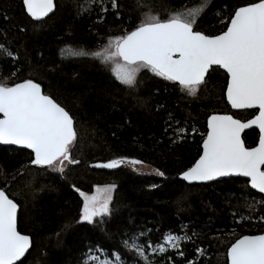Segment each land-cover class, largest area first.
Segmentation results:
<instances>
[{
  "label": "trees",
  "instance_id": "1",
  "mask_svg": "<svg viewBox=\"0 0 264 264\" xmlns=\"http://www.w3.org/2000/svg\"><path fill=\"white\" fill-rule=\"evenodd\" d=\"M256 1L210 0L196 30L219 34L237 7ZM54 2L53 13L37 21L23 0H0V44L15 57L0 50V82L40 83L73 117L77 139L71 157L79 161L66 162L61 174L32 165L27 149L0 144V188L18 204L17 228L31 238L29 251L16 264H84L90 249L109 255L116 251L128 264H145L123 244L145 229L150 230L145 241L154 243L169 231L191 237L180 244L183 256L167 250L155 255L157 262L228 264L232 242L264 230V196L240 177L199 184L178 178L199 156L211 113L228 112L242 120L256 113L231 110L226 73L212 67L196 95H189L177 82L148 69H141L136 85L129 87L99 59L60 54L66 45L95 51L109 36L132 30L145 13L164 19L169 11L204 0H118L119 15L110 0H98L90 14L81 12L83 0ZM257 138L255 129L243 135L248 147ZM116 157L137 158L156 171L136 172L125 164L90 166ZM104 184L116 185L110 213L92 223L80 221L83 200L76 189L91 193Z\"/></svg>",
  "mask_w": 264,
  "mask_h": 264
},
{
  "label": "snow or ice",
  "instance_id": "2",
  "mask_svg": "<svg viewBox=\"0 0 264 264\" xmlns=\"http://www.w3.org/2000/svg\"><path fill=\"white\" fill-rule=\"evenodd\" d=\"M97 3L98 0H83L80 10L90 14ZM208 3L210 0L192 6L182 5L169 11L164 19L158 14L145 13L132 30L125 29L122 35L109 36L107 44L97 51L66 45L60 54L92 57L105 65L111 62L115 78L129 87L136 85L141 69H148L156 76L178 82L189 95H196L211 66L224 69L228 77L227 100L232 108L258 106V115L247 123L228 114L211 115L207 136L203 139V153L181 176L186 181H210L239 174L249 178L253 189L264 193V0L237 7L228 18L226 30L217 35L205 34L195 27ZM23 5L27 14L37 21H42L56 8L54 0H23ZM110 5L119 15L118 0H110ZM100 10L107 12L103 7ZM0 50L6 57L15 59L3 44ZM250 125L259 128L255 147H246L241 139L242 130ZM76 139L73 117L42 91L40 83L33 79L14 84L0 82V142L26 146L34 157L30 160L32 165L46 166L62 174L65 162L79 163L71 157ZM128 162L142 163L135 159ZM124 163L125 159L120 158L96 167L114 169ZM115 187L114 184L97 187L91 195L77 188L83 197L80 221L92 223L94 217L109 214ZM17 210V203L0 188V264H15L30 246V237L17 230ZM149 231L133 233L123 241L126 250L135 252L145 264H152L146 249L164 253L172 248L183 256L180 244L191 239L186 233L169 231L161 241L154 243L148 238L145 243ZM100 251L102 259L99 256L89 259L96 264H128L119 252L109 255ZM227 256L230 264H264V234L242 236L231 245ZM189 264L194 262L189 261Z\"/></svg>",
  "mask_w": 264,
  "mask_h": 264
},
{
  "label": "water",
  "instance_id": "3",
  "mask_svg": "<svg viewBox=\"0 0 264 264\" xmlns=\"http://www.w3.org/2000/svg\"><path fill=\"white\" fill-rule=\"evenodd\" d=\"M256 2H258V1H256ZM242 6H243V5H242ZM239 7H240V6H239ZM25 10H26V9H25ZM51 14H52V13H49L48 16H50ZM48 16H47V17H48ZM44 18H46V17H44ZM44 18H42V19H44ZM33 19H34V18H33ZM225 30H226V29H225ZM219 34H220V33H219ZM216 35H217V34H216ZM212 67H218V68H220L219 66H216V65L211 66V68H212ZM211 68L209 69V71L211 70ZM220 69L226 73V71H225L224 69H222V68H220ZM207 74H208V72L205 74V77H206ZM226 75H227V73H226ZM227 79H228V77H227ZM20 82H22V81H20ZM17 83H18V82H17ZM177 83H178V82H177ZM226 89H227V83H226V87H225V99H226V102L228 103V105L230 106L231 110H234V111H237V110H255L256 113H255L253 116H251V117H249V118H247V119H245V120H242V119H240V118H237V117L233 116L231 113H228V112H227V113H220V112L211 113V114L207 117V119H206V134H205L204 138H206V136H207V131H208V125H207V122H208V118H209L211 115H213V114H221V115H223V114H228V115H232L234 119H238V120H240L242 123H247L248 120L253 119L256 115H258V112H259L258 106H255V107H253V108L233 109L232 106H231V104H230V103L228 102V100H227ZM42 91H43V89H42ZM47 95H48V94H47ZM62 107H63V106H62ZM65 110H66V109H65ZM66 111H67V110H66ZM73 121H74V120H73ZM74 129H75V128H74ZM252 129L257 130V132H258V138H257V141H256L255 145L250 146V147H255V146L257 145L258 141H259V135H260V133H259V128H258L257 125H250L248 128L243 129L242 132H241V139L243 140V135H244V133H245L246 131H249V130H252ZM204 138H203V139H204ZM243 141H244V140H243ZM244 143H245V142H244ZM0 144H1V145H5V146H14V147H16V148L27 149L26 146H22V145H14V144H10V143L5 144V143H3V142H0ZM245 146H246V145H245ZM246 147H248V146H246ZM27 150H29V151L32 153V151H31L30 149H27ZM202 153H203V140H202V142H201V152H200V154H199V156L197 157L196 160L199 159V157H200V155H202ZM32 155H33V154H32ZM33 158H34V157H33ZM120 158H124V159H125V162H128V161L133 160V159H135V160H139V159H137V158L116 157V158L109 159V160H107V161L92 163V164H90V166H91V167H96L97 164L107 163V162L110 161V160H113V159H120ZM196 160L193 162V164L196 162ZM139 161H140V160H139ZM193 164H192V165H193ZM121 165H123V164H121ZM121 165H119V166H121ZM192 165H191V166H192ZM119 166H118V167H119ZM191 166H189V167H191ZM189 167H188V168H189ZM96 168L108 169V168H103V167H96ZM188 168H186L184 171H186ZM184 171H182V172H184ZM182 172H181V173H182ZM181 173L178 175V178L181 179V180H183V181H185L187 184L210 183V182L216 181V180L221 179V178L240 177V178H244V179H246V180L248 181V185L250 186V188H252V187H251V184H250V182H249V178L244 177V176L239 175V174H233V175L225 176V177H218V178H216V179H214V180H210V181H186V180H184L183 177L181 176ZM3 189H4V188H3ZM252 189H253V188H252ZM253 190L256 191V192H258V190H256V189H253ZM4 191H5V190H4ZM258 193H259V192H258ZM260 194H262V195L264 196V193H260ZM9 198H10V197H9ZM10 199H12V198H10ZM17 205H18V204H17ZM18 210H19V206H18ZM18 210H17V215H18ZM17 230H18V228H17ZM18 231H19V230H18ZM21 234H23V233H21ZM258 234H264V230H263L262 232H259V233H256V234H244V235H242V236H245V235H258ZM24 235H27V234H24ZM28 236H29V235H28ZM242 236L238 237L237 239L241 238ZM29 237H30V236H29ZM237 239H236V240H237ZM236 240L230 244V246L228 247V249L231 247V245H232L233 243L236 242ZM30 247H31V238H30V246H29V249H30ZM29 249L26 251V253L29 251ZM228 249H227V252H228ZM26 253H25V255H26ZM25 255H24V256H25ZM24 256L21 257L18 261H16L15 264H16L17 262H19L20 260H22V259L24 258ZM227 261H228V264H230V261H229V259H228V256H227Z\"/></svg>",
  "mask_w": 264,
  "mask_h": 264
},
{
  "label": "rangeland",
  "instance_id": "4",
  "mask_svg": "<svg viewBox=\"0 0 264 264\" xmlns=\"http://www.w3.org/2000/svg\"><path fill=\"white\" fill-rule=\"evenodd\" d=\"M104 46H105V45H104ZM104 46H102V47H104ZM102 47H101V48H102ZM99 49H100V48H99ZM99 49H97V50H99ZM97 50H95V51H97ZM107 65L110 67V69H111V71H112V67H113V66H112V63L109 62ZM65 163H66V162H65ZM124 164L127 165L128 167H130L131 169H133V170L136 171V172H142V173H155V171H156L152 166H150V165H148V164H146V163H143V162H142V163H139V164H135V165H133V164H131V163H129V162H125ZM107 185H112V184L96 185V186H94L93 191H92L91 193H87V194L91 195V194L95 193L97 187L103 188L104 186H107ZM85 193H86V192H85ZM113 193H114V189H113V191H112V196H113ZM82 200H83V197H82ZM110 205H111V202H110V204H109V207H110ZM82 207H83V203H82ZM81 209H82V208H81ZM80 215H81V212H80ZM167 233H168V232H167ZM129 238H130V237H129ZM129 238H127V240H128ZM161 240H162V238H161L159 241H161ZM144 242L146 243V241H144ZM168 250H175V249L168 248ZM146 252H147V255H148L149 260L152 261V264H170V263H165L164 261L157 262V261L155 260V255L162 254V253H160L159 251H157V252H152L150 249H146ZM92 256H99V257L102 259V258H103V252H101L100 250H91V251H88V252L86 253V256H85L84 264H96V262L91 261V260L89 259V258L92 257Z\"/></svg>",
  "mask_w": 264,
  "mask_h": 264
}]
</instances>
